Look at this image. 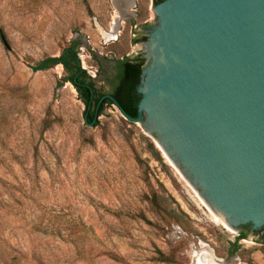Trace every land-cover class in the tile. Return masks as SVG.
<instances>
[{"label": "rangeland", "instance_id": "374dc122", "mask_svg": "<svg viewBox=\"0 0 264 264\" xmlns=\"http://www.w3.org/2000/svg\"><path fill=\"white\" fill-rule=\"evenodd\" d=\"M162 1L135 0L109 38L115 0H0V264H264L262 236L227 229L141 125L109 103L88 125L64 66L34 69L76 42L108 91Z\"/></svg>", "mask_w": 264, "mask_h": 264}, {"label": "water", "instance_id": "95a60500", "mask_svg": "<svg viewBox=\"0 0 264 264\" xmlns=\"http://www.w3.org/2000/svg\"><path fill=\"white\" fill-rule=\"evenodd\" d=\"M154 9L160 25L143 46L138 116L107 97L227 229L239 237L250 225L263 238L264 0H164Z\"/></svg>", "mask_w": 264, "mask_h": 264}, {"label": "trees", "instance_id": "16d2710c", "mask_svg": "<svg viewBox=\"0 0 264 264\" xmlns=\"http://www.w3.org/2000/svg\"><path fill=\"white\" fill-rule=\"evenodd\" d=\"M78 44L73 42L69 47L65 48L60 56L49 57L37 63L34 66L35 70H46L55 65L62 64L67 72L65 80L72 82L77 88L81 99L86 105L84 112L87 123L98 124V117L103 113L105 105L115 104L109 99L102 90L95 88V83L92 78L82 68L77 51ZM119 74L115 78V84L111 91V96L116 103L121 106L129 115L133 117L138 116V105L142 98V94L138 92L137 88L140 84V77L142 73L141 62L138 57L125 58L116 60ZM250 225L243 226V230L239 233V237L244 236L246 228ZM264 239V235H263Z\"/></svg>", "mask_w": 264, "mask_h": 264}, {"label": "bare ground", "instance_id": "6f19581e", "mask_svg": "<svg viewBox=\"0 0 264 264\" xmlns=\"http://www.w3.org/2000/svg\"><path fill=\"white\" fill-rule=\"evenodd\" d=\"M135 3V0H115V4L118 10V14L114 19V26L112 28V31L110 34H107L106 37L108 36L109 38H112L113 36H115V34H117L118 29L120 27V25L122 24V22L124 21L126 16H129L130 12L128 11V9H131L133 7ZM157 142V141H156ZM158 144V143H157ZM159 146V144H158ZM160 147V146H159ZM161 149V147H160ZM162 150V149H161ZM163 151V150H162ZM164 152V151H163ZM165 153V152H164ZM165 155L167 156V154L165 153ZM168 157V156H167ZM169 158V157H168ZM170 160V159H169ZM170 162L172 163V161L170 160ZM174 165V164H173ZM176 167V166H175ZM207 205V204H206ZM207 207L209 209H211L208 205ZM211 211L215 214V216L217 217V219L224 224L221 216H219L217 213H215L212 209ZM225 225V224H224ZM200 264H202L204 261V264H229L227 261L221 260V259H217L215 258L213 255H205L200 257L199 259Z\"/></svg>", "mask_w": 264, "mask_h": 264}, {"label": "flooded vegetation", "instance_id": "af4514ba", "mask_svg": "<svg viewBox=\"0 0 264 264\" xmlns=\"http://www.w3.org/2000/svg\"><path fill=\"white\" fill-rule=\"evenodd\" d=\"M156 1H159V0H156ZM145 27L147 28L146 32L148 31V34L150 35L151 34V30H152L151 25H146ZM143 36H146L147 37V35H144V34H143ZM138 58H139V60L141 62V69L143 71V67H144L145 60H146L145 52L142 53L140 56H138ZM114 69H115V72L112 75H106L104 77V82L107 85H109V87H110L108 91H103L100 87H98V85L96 83V76L95 77H92V76L89 75L92 78V82L95 83V88L96 89H99V90H102L103 94H105L106 96L107 95H111L112 88H113V86L115 84V78L117 77V75L120 72V69L118 68V63L116 61L114 62ZM141 80H142V73H141V77H140V84H139V86L137 88L138 92H139V88L141 86ZM243 226H245V225H242L240 227V232L243 230V228H242ZM243 234H244V236L242 235L241 238H239V239H244V238L247 237V232L246 231Z\"/></svg>", "mask_w": 264, "mask_h": 264}]
</instances>
